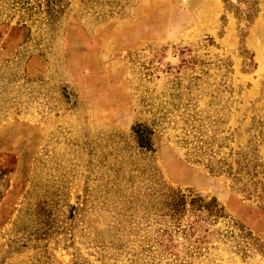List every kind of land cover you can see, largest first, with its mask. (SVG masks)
Listing matches in <instances>:
<instances>
[{
	"label": "rangeland",
	"instance_id": "rangeland-1",
	"mask_svg": "<svg viewBox=\"0 0 264 264\" xmlns=\"http://www.w3.org/2000/svg\"><path fill=\"white\" fill-rule=\"evenodd\" d=\"M0 264H264V0H0Z\"/></svg>",
	"mask_w": 264,
	"mask_h": 264
}]
</instances>
